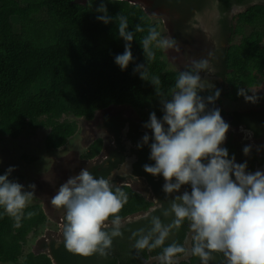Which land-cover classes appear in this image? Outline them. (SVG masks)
<instances>
[{
	"label": "trees",
	"instance_id": "16d2710c",
	"mask_svg": "<svg viewBox=\"0 0 264 264\" xmlns=\"http://www.w3.org/2000/svg\"><path fill=\"white\" fill-rule=\"evenodd\" d=\"M144 1L151 11L163 9L178 15L179 20L173 21L175 37L188 30L189 22L186 20L194 11L207 13L208 7L217 5L220 16L218 36L222 38V45L227 44L214 53L222 60V66H218V75L222 77V94L217 99L218 103L224 99L237 102L244 99V96L237 95L238 90L261 85L264 0H257L255 4L254 0ZM103 2L108 15L113 17L108 24L97 20V16L102 15L96 12L101 0H0V140L5 137L16 140L22 135L44 130V148L54 151L66 146L75 135L78 129L76 119L93 121L98 112L112 107H127L134 113V118H126L122 113L103 115L98 127L111 136L115 148H110L103 161L89 165L87 169L94 177L110 178L127 156L133 155L137 160L133 164L132 175L145 179L156 203L130 186L120 185L118 178L110 179L113 190L119 188L128 196L119 213L122 235L113 238L106 255L97 253L87 257L66 250L63 233L59 243L55 240L49 244L42 243V252L26 251L29 236L37 235L46 222L41 206L30 204L19 228L0 208V264H142L149 257L162 255L163 248L169 244L183 245L189 231L185 222L178 229L173 228L160 247L151 251L134 247L139 236L133 233L146 234L151 229L152 216L159 217L165 225L171 223L173 217H165L163 212L169 208L172 198L180 194L166 196L162 191L163 177H154L143 170L145 164H154L149 159L152 133L143 125L150 113L155 112L157 118L163 115L150 79L159 77L160 91L170 94L180 72L167 68L161 49L154 48V61H148L143 55L142 38L147 35L149 27H156L159 31V26L142 6L130 0ZM233 6L245 9L228 21L227 15ZM118 16L127 17L129 30L134 33L131 42L134 59L124 71L114 63V57L123 53L125 44L118 35ZM137 24L145 29L144 32H135ZM176 24L183 27L178 28ZM246 29L251 32L244 34ZM235 35H241L238 44L232 42ZM142 63L146 65L149 81L142 80L139 73L133 71L137 64ZM212 92L207 91L205 97ZM245 93L249 94L247 90ZM261 100L264 101V96ZM220 112L233 116V127L244 126L251 131L254 140L264 142V105L244 112ZM125 126L128 127L126 139L134 146L129 155L122 141ZM145 134L149 136L148 144L142 143ZM138 144L142 146L138 148ZM102 146V139H95L81 158L94 159L101 153ZM245 146L250 145L230 133L223 147L228 150L229 157L235 156L237 163L247 162L246 170L251 172L264 164V146L260 151L250 146L247 156L242 151ZM5 171L0 169V175ZM182 187L190 191L189 186ZM28 212L35 214L28 218ZM146 214H149L147 218ZM135 216L137 219H129ZM65 223L64 216L62 230ZM111 230V226L106 229ZM214 256L209 264H223L222 255ZM179 264H200V260L192 256L188 262Z\"/></svg>",
	"mask_w": 264,
	"mask_h": 264
},
{
	"label": "clouds",
	"instance_id": "9594fccd",
	"mask_svg": "<svg viewBox=\"0 0 264 264\" xmlns=\"http://www.w3.org/2000/svg\"><path fill=\"white\" fill-rule=\"evenodd\" d=\"M96 12L102 13L97 20L104 24L112 22L103 0ZM117 19L118 35L125 44L123 53L114 57V63L124 71L134 59L131 51L134 33L129 30L127 17ZM144 30L139 24L135 26L137 33ZM141 45L147 60L154 61V48L173 49L177 42L161 36L156 27H149ZM133 71L142 80L149 81L145 63L137 64ZM201 72L214 74L215 69L207 59L193 60L191 70L179 73L170 94L160 91L159 77L150 79L163 115L157 118L152 112L143 125L152 133L149 159L154 161L152 165L145 164L143 170L154 177H163L162 191L166 196L179 193L182 186H189L190 191L174 196L163 212L165 217H173L171 223L165 225L159 217L152 216V226L146 234L133 233L139 236L134 247L149 251L160 247L173 228L178 229L187 222L190 250L180 244H169L163 248L160 264H179V257L189 251L199 258L200 264H209L214 254L222 255L223 264H264V171L248 172L247 162L237 163L235 156L229 157L228 150L221 147L230 125L218 108L207 110V104L219 98L220 90L206 98L200 96V92L207 90ZM237 95L244 96L246 102L258 100L255 95H246L244 89L238 90ZM148 141L149 136L145 134L142 143L148 144ZM242 151L247 156L250 146ZM13 171L14 167L10 166L0 175V208L19 228L25 209L34 197L35 185L28 186L31 191L25 190L24 185L9 179ZM127 201L124 191L113 190L110 178L94 177L88 169L70 177L51 198L56 209L65 211L66 250L85 257L97 253L106 255L113 238L122 235L119 213ZM34 214L28 212L27 217ZM109 226L111 232L106 231Z\"/></svg>",
	"mask_w": 264,
	"mask_h": 264
},
{
	"label": "rangeland",
	"instance_id": "374dc122",
	"mask_svg": "<svg viewBox=\"0 0 264 264\" xmlns=\"http://www.w3.org/2000/svg\"><path fill=\"white\" fill-rule=\"evenodd\" d=\"M130 1L139 4L149 13L152 21L158 24L161 36L171 37L176 40V48L162 50L163 60L166 62L169 70L179 72L191 70L193 60L207 59L210 62L212 58L214 61L210 64L213 68H215L213 65L222 66V60H219V57L216 58L214 53L217 50L221 51L222 47L225 48L227 44L223 43L222 45V38L218 36V29L220 28L218 25L219 11L215 5L211 6V8L208 7L207 13L194 11L193 15L189 16L186 20V22H189V24L186 23L188 24V30L175 37V22L173 21L179 20L178 15L171 14L163 9L151 11L149 5L144 0ZM242 11L243 9L240 8L232 9L227 15L228 21H232ZM176 25L178 28L183 27L180 24ZM249 32H251L250 29L244 30V34H249ZM222 37L224 38L223 34ZM240 40L241 35H235L232 42L238 44ZM262 44H264V41ZM202 73L205 72H201L200 74ZM218 73L219 70L215 68L214 74L205 73V75L210 76L209 80L221 83L222 78H220ZM261 74L263 75L261 85L243 87L244 90L248 91V96L255 95L258 97L256 103L246 102L245 99L238 100L237 102L224 99L216 106L220 110L227 112L234 110L244 112L256 110L263 106L261 98L264 96V73L261 72ZM117 113H122L126 118H134V113L129 108L112 107L98 112L95 116L96 119L93 121L76 119L78 129L75 135L69 139L66 146L54 151H46L44 148V138L46 135V131L44 130H37L32 135H22L16 140H11L7 137L0 140V169L7 170L10 166H13L14 171L10 174L9 179L24 185L25 190L31 191L32 189H29L28 186L31 184L35 185L34 197L30 204L40 205L46 216V222L40 228V232L37 235L29 236L25 247L26 251L34 253L42 252L40 249L42 243L49 244L52 240H61L63 233L62 220L65 216V211L63 209H56L51 204V198L56 195L59 187L70 177L78 175L82 169H86L96 160L86 162L81 158L89 143L97 138H102L104 148L111 146L112 138L101 130L98 125L104 114L113 115ZM242 128L245 129L244 127ZM230 133L239 136L241 141L247 142L259 151L264 146L262 140H254L250 133L242 129L237 130L230 127L226 134L227 137ZM225 142L221 147L225 145ZM121 184H128L139 194L154 201L151 191L142 183L132 181L122 182ZM185 190L188 189L182 187L179 193L182 194ZM136 217L129 219H137Z\"/></svg>",
	"mask_w": 264,
	"mask_h": 264
},
{
	"label": "flooded vegetation",
	"instance_id": "af4514ba",
	"mask_svg": "<svg viewBox=\"0 0 264 264\" xmlns=\"http://www.w3.org/2000/svg\"><path fill=\"white\" fill-rule=\"evenodd\" d=\"M258 1L257 0H254V4L255 3H257ZM215 5V7H216V9L218 10V8H217V5L216 4H214ZM234 8H239V7H237V6H233L232 7V9H234ZM231 9V10H232ZM240 9H243V11H244V9L245 8H240ZM219 14V13H218ZM220 17V16H219ZM210 63H211V60H210ZM215 68H219L218 66H216V65H213ZM214 68V69H215ZM221 71V70H220ZM263 73H264V71H263ZM201 75V78H202V82L203 83H205L206 84V89L207 90H205V91H203V92H200L199 93V95L200 96H202V97H205V95H206V93H207V91H213L212 93H211V95H213V93H214V91L215 90H217V89H219L220 90V94H222V82L220 83L219 81L218 82H215L214 80H209L208 78H210V76H206L205 75V73H202V74H200ZM220 78H222V77H220ZM220 80V79H219ZM221 81V80H220ZM206 98V97H205ZM206 103H207V101H205ZM263 102V104H264V101H262ZM219 103H218V101H217V99L215 100V102H214V109H217L218 107L216 106V105H218ZM209 105L210 104H207V110H209ZM263 107V106H262ZM219 109V108H218ZM220 110V109H219ZM221 111V110H220ZM228 115H231V114H228ZM232 116V115H231ZM102 118V117H101ZM232 118H233V116H232ZM94 119H96V118H94ZM233 121V120H232ZM232 123V122H231ZM231 123H228L229 125H230V127H232V128H235V129H237V130H244V131H246V132H248V133H250V135H251V137H252V133H251V131H249V130H246V129H243L242 127H244V126H240V127H233L232 125H231ZM126 127V126H125ZM245 128V127H244ZM125 129V128H124ZM128 132V131H127ZM127 132L126 133H124V130H123V133H122V141H123V144H124V146H125V148H126V151H127V154L129 155V153H130V150L132 149V148H134V146H133V144L131 143V141H129V140H127L126 139V135H127ZM107 134V133H106ZM108 135V134H107ZM90 145V144H89ZM110 148H112V149H114L115 148V143H114V140H112V144H111V146H108V147H106V148H103V150L101 151V153L99 154V155H97L94 159H96L95 161H94V159H92L94 162L92 163V164H97V163H99L100 161H103L104 159H105V157H106V154H107V152L110 150ZM133 159H134V162H133ZM127 160L128 161H132L133 163L132 164H134L135 162H136V157L135 156H133V155H129V156H127V158H126V160L123 162V164H125V163H127ZM86 162H89V161H91V160H85ZM92 164H90V165H92ZM133 165H132V170H131V172L130 173H128L127 175H124V176H122V178L121 179H118L117 181L119 182V184L120 185H124V184H121L122 182H139V183H142L148 190H150L151 191V188L146 184V182H145V179L144 178H137V177H133ZM126 185V184H125ZM128 185V184H127ZM142 185V186H143ZM155 203H156V201H155ZM60 241H58V243H59Z\"/></svg>",
	"mask_w": 264,
	"mask_h": 264
},
{
	"label": "water",
	"instance_id": "95a60500",
	"mask_svg": "<svg viewBox=\"0 0 264 264\" xmlns=\"http://www.w3.org/2000/svg\"><path fill=\"white\" fill-rule=\"evenodd\" d=\"M213 109H214V103H212V104L209 105V110H213ZM221 116L223 117L224 121L227 122V123H231L232 120H233V118H232L231 115L221 114ZM127 131H128V127H125L124 133H126ZM125 164L127 166L126 167L127 171L130 172L131 169H132L131 162L127 160V163H125ZM258 170L259 171H264V164L261 165V166L255 167V169L253 171H251V172L252 173H255ZM113 175H114V173H113ZM183 246L186 249H189V250L191 248V233L189 231L187 232V234H186V236L184 238ZM161 257H162V255L149 257L148 259L144 260L142 264H158V263H160ZM191 257H192V255L190 254V251H189L188 254L181 255L179 257V263H181V262H188Z\"/></svg>",
	"mask_w": 264,
	"mask_h": 264
},
{
	"label": "crops",
	"instance_id": "0c3cea01",
	"mask_svg": "<svg viewBox=\"0 0 264 264\" xmlns=\"http://www.w3.org/2000/svg\"><path fill=\"white\" fill-rule=\"evenodd\" d=\"M101 121H102V118H101ZM100 121V122H101ZM104 131V130H103ZM105 133H107L106 131H104ZM108 134V133H107ZM108 136H110L109 134H108ZM110 138H111V136H110ZM102 139V138H101ZM102 142H103V140H102ZM92 143V142H91ZM91 143H89V144H91ZM89 146V145H88ZM87 148V147H86ZM103 146H102V150H103ZM83 159V158H82ZM130 162H131V166L133 165L132 163L134 162V159H133V162L130 160ZM89 167V166H88ZM87 167V168H88ZM126 164H121L120 165V167L117 169V170H115V171H113L112 173H111V175H110V179H114V180H116V178H118V179H121L122 178V176H124V175H127L128 173H130V172H128L127 171V169H126ZM86 168V169H87ZM132 170V169H131ZM113 173H114V175H113ZM116 173V174H115ZM133 173V172H132Z\"/></svg>",
	"mask_w": 264,
	"mask_h": 264
}]
</instances>
